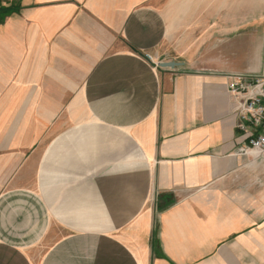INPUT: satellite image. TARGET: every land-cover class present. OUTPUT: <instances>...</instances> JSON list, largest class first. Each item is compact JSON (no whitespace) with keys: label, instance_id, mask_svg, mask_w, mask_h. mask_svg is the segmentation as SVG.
Wrapping results in <instances>:
<instances>
[{"label":"crops","instance_id":"1","mask_svg":"<svg viewBox=\"0 0 264 264\" xmlns=\"http://www.w3.org/2000/svg\"><path fill=\"white\" fill-rule=\"evenodd\" d=\"M11 3L0 264H264V152L228 89L264 72V0Z\"/></svg>","mask_w":264,"mask_h":264},{"label":"built area","instance_id":"2","mask_svg":"<svg viewBox=\"0 0 264 264\" xmlns=\"http://www.w3.org/2000/svg\"><path fill=\"white\" fill-rule=\"evenodd\" d=\"M146 57L152 60L150 54ZM228 78V89L237 101V126L243 131L245 147L264 152V72L232 73Z\"/></svg>","mask_w":264,"mask_h":264},{"label":"trees","instance_id":"3","mask_svg":"<svg viewBox=\"0 0 264 264\" xmlns=\"http://www.w3.org/2000/svg\"><path fill=\"white\" fill-rule=\"evenodd\" d=\"M18 10V6L14 3L10 5H0V22L4 21L7 16L11 13L16 12Z\"/></svg>","mask_w":264,"mask_h":264},{"label":"water","instance_id":"4","mask_svg":"<svg viewBox=\"0 0 264 264\" xmlns=\"http://www.w3.org/2000/svg\"><path fill=\"white\" fill-rule=\"evenodd\" d=\"M177 63H175V62H163L162 64H161V66H164V67H168V66H171V67H173V66H175Z\"/></svg>","mask_w":264,"mask_h":264}]
</instances>
